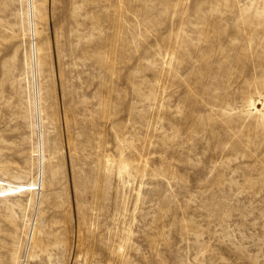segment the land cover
<instances>
[{
	"label": "rangeland",
	"instance_id": "rangeland-1",
	"mask_svg": "<svg viewBox=\"0 0 264 264\" xmlns=\"http://www.w3.org/2000/svg\"><path fill=\"white\" fill-rule=\"evenodd\" d=\"M0 178V264H264V0H0Z\"/></svg>",
	"mask_w": 264,
	"mask_h": 264
},
{
	"label": "bare ground",
	"instance_id": "bare-ground-1",
	"mask_svg": "<svg viewBox=\"0 0 264 264\" xmlns=\"http://www.w3.org/2000/svg\"><path fill=\"white\" fill-rule=\"evenodd\" d=\"M42 185V182H10L5 179L0 178V198H4L7 196H14L21 193H29L32 194L33 190L36 189L37 185ZM33 235V231L31 236Z\"/></svg>",
	"mask_w": 264,
	"mask_h": 264
}]
</instances>
